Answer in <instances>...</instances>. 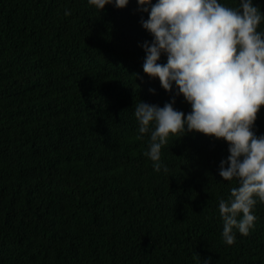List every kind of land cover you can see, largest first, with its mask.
Here are the masks:
<instances>
[{"label": "trees", "instance_id": "obj_1", "mask_svg": "<svg viewBox=\"0 0 264 264\" xmlns=\"http://www.w3.org/2000/svg\"><path fill=\"white\" fill-rule=\"evenodd\" d=\"M136 9L0 0V264H264V202L250 234L222 238L219 200L237 186L219 173L224 139L171 137L167 173L145 155L134 102L175 91L144 72Z\"/></svg>", "mask_w": 264, "mask_h": 264}, {"label": "clouds", "instance_id": "obj_2", "mask_svg": "<svg viewBox=\"0 0 264 264\" xmlns=\"http://www.w3.org/2000/svg\"><path fill=\"white\" fill-rule=\"evenodd\" d=\"M129 2L88 0L100 11L107 4L123 8ZM136 11L148 13L140 23L152 35L141 44L144 72L175 91L163 106L134 102L138 132L150 134L145 155L155 170L163 167L167 173L161 157L171 137L202 132L227 142L229 155L220 160L219 173L237 186L220 198L218 207L222 238L233 244L237 230L248 235L255 228L254 209L258 200L264 202V133L255 131L264 106V9L254 0H235L234 5L225 0H137ZM162 54L167 56L163 63ZM180 95L191 111L174 106Z\"/></svg>", "mask_w": 264, "mask_h": 264}]
</instances>
